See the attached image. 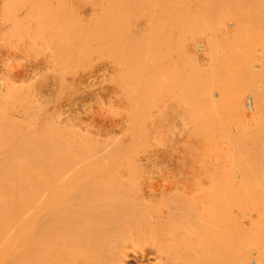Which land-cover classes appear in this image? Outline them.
I'll return each mask as SVG.
<instances>
[{
  "label": "bare ground",
  "instance_id": "6f19581e",
  "mask_svg": "<svg viewBox=\"0 0 264 264\" xmlns=\"http://www.w3.org/2000/svg\"><path fill=\"white\" fill-rule=\"evenodd\" d=\"M62 1L61 3H63ZM103 1H105L104 3L106 4L108 3L105 10L106 16H103L104 19H106L107 25L100 16L104 15V4L102 12L99 10L100 15H97L99 19L97 16L96 18L95 16H92L94 17L93 22L97 23L99 26L98 32L94 26L91 28V30L95 29L93 30L94 32L89 31L91 26L88 24L90 21L88 19V22L84 21L88 24L87 27L89 30L85 31L84 34L89 35L90 40L92 39V41H97L99 38L101 39L102 35H100L101 31L99 30H102L100 28H102L101 24L104 22V25H106L107 28L103 29L106 30L107 33L104 32V30L103 32L104 34L106 33L107 37L104 36L103 40H106L105 38H108L109 40L104 41L105 44L100 43L102 40L99 42V44L104 45V50L102 49L103 46L99 47L101 52H106L105 46H108V53L106 55H109L110 57H104L105 54L102 56L101 52V56H99L107 58V60L110 59L109 62H107L108 75L112 74L109 76L114 77L115 74L113 75V70H122L124 64L125 68L127 66V68L134 66L135 69L136 66H139L137 69H142V74L139 73L140 71L138 70L137 72L136 69V74L133 73L135 75L131 72L133 82L130 78L132 84L129 85H133L132 87L126 85L123 80V83H125L123 85L127 86V88L129 87L130 90L131 88L132 90H135L133 88L139 84V82L144 85V87L140 84L137 87L142 86L143 89L147 84L146 79L154 78V81L152 79L150 82L149 79H147V81L151 84L153 82L154 87L158 86V88L153 87V90H156L157 88V94H160L162 88L159 90L160 84L155 82V78H157V76L161 77L158 78L162 80L161 82L166 78L164 83H166L165 88L169 87V89H166L169 90L166 91L169 95L168 102H165L168 103V110L166 111H168L170 120V135L172 134L176 139L179 138L181 142V150L179 149V151L181 154H179L180 152L177 150L180 147L176 146L178 145V139L174 141V138L170 136V138L172 137V140L170 141L173 142L171 143L173 147L170 145L172 154L169 153L171 155V160H168V162L170 161L171 164L168 163L166 165L167 167L164 169H160V167H157L158 169L141 167L140 165H137V162V166H134L135 164H130L133 159L130 160L131 162L129 164L121 165L122 163L120 162V165H116L118 164V161L117 163L110 162L112 165L110 163L106 165V159H110L111 157L109 158L107 156V158H105L107 150L104 152V147V151L100 148L102 150L100 151L102 156H99L102 161L99 156V158L96 157V154H98L96 153L97 151H95V149V152L93 151L95 145L91 152V154L95 155H90L91 158L89 159H92L93 157L92 161H90L86 160L88 157H85L86 150H84L90 145V140L87 147L85 146L87 144L84 145V148L81 146V152L79 150L80 145L84 144L81 139L77 138L79 139V143H76V141L74 142L75 139H72L73 141L70 140L71 142L66 141L67 139H70L72 133L71 129L68 130L71 132H68L70 133L69 138L66 137V140H64V137L62 136L64 140L62 144L64 147L62 146L59 149L64 148V151L60 153L58 147H55V144L57 143V129L55 126L59 128L58 130L61 133L62 130L67 131V128H65L61 122V125L58 123L59 120L56 121L59 118L58 116H60L58 113L60 114L61 111L57 112L56 118H58L55 120L57 123L54 121L56 124L55 126L52 124L53 122L48 120L49 115L47 113L40 115L42 114L41 111L39 114L40 117L38 118L31 113L32 116H35V118L38 119V122L35 118L34 121L31 119L34 123H31L30 119V122L25 121L27 118L24 119L25 117L23 118V115H20L24 114L27 117V114H25L27 109L22 106H17H20L17 102L18 100H20V103L23 102L24 104L27 102H25V99H23L24 101L19 99L21 98L19 96H22L20 92L23 87L9 83V85L7 84L6 86L7 92L5 91V95H2L3 89L0 84V103L3 101L7 104V106L3 102L0 104V264H264V0ZM113 1H116V6ZM18 2L15 7H19L18 10H21V8H24L23 4L26 3L27 5L30 0H24L23 4L19 3L21 8L20 5H18ZM20 2L22 1L20 0ZM61 3L56 8H59L60 11L64 7L61 6ZM89 4L91 3L89 2ZM7 5L10 4H5V6ZM14 5H16L15 2ZM29 5H33L31 6L32 8L20 11L22 15L17 11H14V9L11 13V9L9 10V8H11L12 5L8 7V9L4 4L1 5L4 10H2L3 14L0 12V21L2 24L8 18L6 21L7 23L5 22L7 25L6 27L5 25L3 27V25L0 24L4 29L3 30L2 27H0V29L3 30L1 33H5L4 35L2 33V35L7 36L9 33L12 35L11 31L14 34V30L17 29V27L15 28L14 26L22 25V31H28L31 26L30 30L34 31L33 33L30 31L33 34H31V38H29V40L31 39L32 41H30V43H32L30 46L34 44V38H39V42H45L46 39L50 42V39L53 40L56 38L57 41L59 38H62L59 36V32H57L56 29V32L54 29L51 31V27L49 32H55L53 34H55L56 38L53 35L50 36L49 39V36H47L48 34H46L49 27L48 25L43 33V26L41 25L43 21L45 22L44 16L47 18L46 21L50 22H47V24L53 25V21L51 23V20L49 19L52 15V9H50L48 5L47 7L44 5V7H42V4H36L35 6L32 2ZM39 6L41 7L39 8ZM101 6H99V8H101ZM43 8H47V10L49 8L50 10L47 11ZM66 8L62 11L63 13L67 12ZM35 10H37V12H35ZM7 12L8 16L5 15ZM15 12H17V14ZM56 12L59 11L56 10L55 13ZM62 12L59 13L63 15ZM81 12H84L83 8ZM49 13L51 15H49ZM91 13L93 12H90V14ZM99 13L97 11V14ZM66 14L68 15V13ZM71 14L72 12L70 11V15ZM94 14L96 13H93L92 15ZM62 15L60 16L64 17ZM35 16L38 17L36 18ZM1 17L4 18V21ZM56 17L58 18L59 16H55V19L60 21V19H57ZM69 17L70 16H68V19ZM74 18L76 17L74 16ZM9 19L11 20L9 22L10 24L8 23ZM22 19L25 21L26 29L23 24H21L23 22ZM30 19L33 20V22H31ZM59 21L57 23H59ZM99 21H101L100 24ZM186 21L192 22L191 24H194V28L197 27L195 26L197 23L199 30L197 36L188 37L190 42L186 43L187 46L185 47V50L181 51L182 48H177L181 47L184 42L181 43V41H177V43L173 40L178 37L179 40H187V37L184 36L186 34V29L182 30L185 31L183 33L177 32L181 31L179 28L177 29L179 23L180 25H183L184 23V26H189ZM36 22H38V24ZM60 23L63 26L62 20ZM95 23H93V25H95ZM157 23L158 25H156ZM191 24L189 27H192V29L190 28L191 30H188V34L190 31L191 34L188 36H191L194 32L193 25L191 26ZM36 25L39 26L37 27ZM112 25L114 26L112 27ZM33 26H35V28ZM64 26L66 25L64 24ZM108 26L112 28L109 29ZM152 26L154 29L157 27L156 31L153 32V29H150L153 28ZM169 26H173L171 29L175 32L171 31V35L169 33L172 40L167 34L171 30L168 29L170 28ZM80 27H82V29L83 27L84 29L86 28L85 25ZM158 27L162 28L158 29ZM112 31L113 33L110 35V32ZM7 32L9 33L7 34ZM164 32H166L168 37ZM196 32L197 31L195 30V33ZM22 33H27L24 34V36L29 35L28 32ZM114 33H117L116 35L119 38H116ZM43 34H45L47 38L42 39L44 37ZM74 34H77V32L73 34L71 33L72 38L75 39L77 35L75 36ZM95 34H98L100 37L95 39ZM113 34L116 39L109 38V35L113 36ZM161 34H164V37ZM172 34H176L178 37L173 39ZM90 35L94 36L92 37ZM158 35L161 37L159 38ZM156 36L157 38H155ZM168 38L171 40L170 42L173 41L176 43L172 42L170 44ZM17 39L20 41L19 36ZM85 39L83 40L84 43L89 41V38L86 41ZM113 39L116 40V42L118 40L120 46L118 44L116 45ZM139 40H141L142 43L144 42L143 44L145 45L143 46L142 43L141 45L143 48L145 47V52V49L142 47L138 48L140 45ZM36 41H38V39L35 40L33 47H36L37 51L39 47L40 50H42L43 45L39 43V45H37ZM56 41H54V43H56L57 46L58 42ZM160 41L162 43H160ZM49 42H45L47 45L45 43L44 45L51 49V53L49 52V55L51 54V59L49 56V59L52 62L51 65L54 63V59H56V61L58 60V57H60V60L58 61L62 63L63 57L61 58V56L65 54V48L68 47V45L65 43L67 46L65 47L64 45V47H60L61 50L56 47L60 53H62L61 51H64L63 48L65 51L63 52V55L61 54L60 56L59 53L57 58H52L54 55L52 52L53 47L51 45L52 43ZM83 42L81 41V43ZM108 42L111 44L109 43L108 45ZM72 43L74 44V42ZM84 43L83 45L79 43V45L81 46V49L84 46L83 50L86 51V43ZM112 43L119 48L121 47V49H118V47L112 48L114 45H112ZM152 43H154V48L151 46ZM179 43L182 45H178ZM169 44L173 48L175 47L177 51L170 50L172 48L171 46H169L170 48L168 47ZM49 45H51V47ZM147 45L149 47H147ZM123 46L126 49L128 46L129 49L126 50L127 53H124L125 49L122 50ZM161 46L163 49H161ZM95 47L93 46V48L96 49V52L93 50V53H97V56L99 54V52H97L99 47L97 44ZM156 47H159L160 49L158 50ZM149 48H152V52L155 53V56L153 53H149V50H151ZM112 49L120 50L119 53L122 56L121 58L119 55L120 59L124 58L126 60H120L119 56H117L118 51L116 50V53ZM131 49L132 51H130ZM138 49L139 51L140 49L143 50V53L140 51L142 54L141 58H139L140 55L137 54ZM166 49L168 50V52H166L167 55L164 53L167 51ZM134 50L137 51L134 52ZM111 51L115 52V55L119 60L117 58L114 59V52L112 54ZM159 51H162L164 54H160L161 56H159ZM170 52H172V54ZM149 54L154 56L153 58L156 60L159 59L157 62H159V64H165L166 68H163L164 66L162 67V65L159 66L157 62L153 63V60L151 59L152 56H148ZM146 55L151 59L150 61L147 59ZM47 56L48 55H46V57ZM56 56L54 55L53 57ZM145 57L147 60H145ZM160 57L164 59H162L163 61H166L169 58V62L167 60L168 65L166 62L163 63ZM128 58H131L130 61L138 59L137 61L139 63L135 61L138 63L136 65L134 61L130 62ZM68 59L66 62H68ZM139 59L142 60L140 61ZM115 60L118 61L116 62ZM147 61L149 63H147ZM151 62L154 64L155 71L149 69V67L152 68V66H150ZM63 63L64 64L61 65L65 66V61ZM96 63L98 62L96 61ZM141 64L144 66V70ZM147 64H149V66ZM155 64L157 66H155ZM52 66L55 68L54 65ZM118 66L119 68H117ZM145 66H148L150 72ZM156 67L158 69L160 67V69L157 70ZM4 69H6V66ZM28 69H30L29 66ZM63 69H61V71L65 73L66 70L64 69V71ZM164 69H167L165 70V73L163 72L164 74L167 73L165 78H163L164 75H162ZM7 71H9V69H7ZM10 71L12 73V70ZM69 71H71V69ZM132 71H134L133 68ZM63 72L61 74H64ZM151 72H157L158 74L153 73L154 76L156 75V77H154ZM18 73H16V77ZM144 73L145 76L143 77ZM22 75L24 76V74ZM22 75L18 74L19 77ZM9 76H11V74ZM27 76H29V73ZM134 76L138 78L134 79ZM62 77L63 76L60 78ZM17 78H13L14 81H18ZM23 78L26 80L25 77H21L20 79L23 80ZM127 78H129V76H127ZM139 78L143 81H138ZM124 79H126V77ZM62 80L64 79L62 78ZM112 80L116 81L118 79ZM121 81L120 78L119 83L115 87L117 91L119 88L121 90L125 89L123 88V85V87L120 86L122 84ZM134 81H137V83ZM157 82L159 81L157 80ZM23 83L21 85L25 86ZM107 83H109V81ZM133 83L136 85L134 86ZM18 85H20V83ZM118 85L120 87H118ZM149 86L151 87V85ZM149 86H147V88ZM137 87L135 88L137 89ZM129 88L126 92H128ZM143 90L146 91L145 93L147 95L142 93L139 88V92H141L145 98H142L143 96L141 97V93H137H139V96L141 97L140 99L143 101L142 105L146 107L147 111V106L144 102L147 100L146 102L148 104V99L151 101L153 100V102H149V105L151 104L152 106L150 107L152 108L154 102H156L154 101L152 94L155 92L150 93L152 96H149L148 94L151 92V88L149 90ZM24 91L25 89H23L22 93ZM36 92L40 96L43 95L41 89ZM13 94L21 95H19V98L17 99V95ZM131 94L129 93V96H127V107L129 108V111L127 112L128 114L125 113L127 116H130H128V119L131 117L133 118V116L136 115L139 116L137 118L141 120L142 116L143 118L144 115L147 116L150 111L149 109L151 108H148L149 111L147 114L144 113V115H141L139 112L143 113L145 107L143 106V109L138 107L139 99H136L139 98L137 97L138 95H135V98H133V92ZM13 96L17 101H15V98H12ZM30 96H32L30 99L35 98L33 97V92ZM131 96H133L132 98L135 99L134 102L137 104L130 101V99H132L130 98ZM11 98L15 102L12 101ZM109 98L111 102L113 96ZM9 100L12 101L11 104ZM6 101L9 103H6ZM31 101H29L30 103L27 102L30 104L29 109L34 108L32 107V104L36 105L37 102L35 100V103H31ZM13 103L14 105H12ZM132 103L134 104L132 105ZM2 104L6 107L4 106L3 108ZM112 104H109L110 107H105L111 108L113 107ZM8 105L9 108L11 107L10 112L9 110L7 112V109H5L8 108ZM134 105L137 108L134 107ZM118 106L115 108L117 109ZM37 107L40 109L39 107L42 106L39 105ZM37 107H35V109ZM102 107H104V105H102ZM35 109H32L33 113L37 112V109L36 111ZM136 109H138V111ZM110 110H112V108ZM153 111L152 113L151 111L149 112L150 115L153 114ZM6 116H8L7 118L10 119V121ZM19 116L22 118H19ZM137 118L135 120H137ZM19 119L22 120L19 121ZM17 120L21 123H24L25 121V126L29 125V123L32 124L28 127L23 126V128L27 129V133H23L24 130H19V126L21 127L22 124L20 123L18 125ZM8 121L10 124L8 123L7 127H4L3 125ZM126 122L128 123V121ZM142 123L139 124L142 125ZM137 126L139 128V125ZM178 126H180V128ZM3 127L7 131L6 134ZM29 127L30 131L28 130ZM73 128L75 129V127ZM143 128L142 129L145 130L144 126ZM133 129L134 128H132V130ZM16 130L17 134H15ZM19 131L21 132V135ZM79 132V135L85 133L81 131ZM126 132L128 131L126 130ZM144 132H146V130ZM87 133L88 132H86V135H88ZM130 133L132 134V132ZM111 134L113 135V133ZM66 135L67 134H65V136ZM178 135L180 137H177ZM75 136L76 135L73 136L72 134V138ZM134 136L132 138H134ZM132 140L133 139L129 142L131 143ZM59 141L58 143H61ZM138 141L140 140L138 139ZM111 142H114V140ZM115 142L116 145L122 143V141L119 140V143H117V139ZM106 143L107 142H105V145ZM62 144H60V146ZM75 144H80L79 146L77 145L79 149H77ZM134 144L137 148L135 141ZM66 145L70 146L67 147ZM132 145L133 144H131V146ZM107 146L108 145H106V147ZM112 146L113 144L111 143L110 149H118L116 148L117 146ZM118 146L120 147V144ZM66 147L67 150L65 149ZM70 147H74V151L71 150L72 148L70 149ZM136 148L131 149L135 150ZM75 149L79 150L81 154ZM89 149L90 150L87 149V153L91 151V148ZM106 149L111 152L108 147ZM115 150L112 149L113 154H115ZM126 150L128 151L127 148ZM75 151L78 155L82 156L77 158L78 155ZM82 151H85V154ZM135 151L137 152V150ZM102 152L105 154H102ZM131 154L133 155V153ZM136 154L137 153L134 155ZM104 155L105 157L103 158ZM107 155L112 156L111 153ZM176 155L180 156L177 157ZM94 157L96 158L94 159ZM118 157L121 159L122 156ZM129 157H131V155ZM125 158L128 160L127 156H125ZM124 159L121 161L125 162ZM178 160L181 161V163H178ZM103 161H105L106 164H104ZM156 173L158 178L154 182L151 176ZM154 179H156V177Z\"/></svg>",
  "mask_w": 264,
  "mask_h": 264
},
{
  "label": "rangeland",
  "instance_id": "374dc122",
  "mask_svg": "<svg viewBox=\"0 0 264 264\" xmlns=\"http://www.w3.org/2000/svg\"><path fill=\"white\" fill-rule=\"evenodd\" d=\"M2 0H0V12L3 14V8H2V6L1 5H3L4 4V6H5V4H10V5H7V6H5V7H7V9H8V7H10L11 5L14 7H12L11 6V8H9V10L11 11V13H12V10L14 9V11H17L18 13H20V11H22L23 9H29V8H32L31 6H33V5H29V4H31V2H32V4H35V6H36V4L37 5H41L42 4V7H44V6H46L47 7V5L49 6V8L50 9H52L51 11H52V15H53V13H54V15H53V19H52V15L49 13V15H51L50 17L51 18H49L50 20H51V23H52V21H53V25H51V24H47V22H49V21H46V16H44L45 17V22L43 21V23H42V25L41 26H43V33H44V29L46 30V27H47V25L50 27H48V31H46L47 33L46 34H48L47 36H49V39H50V36H53L54 35V37H55V34H53V33H55L56 31L57 32H59L58 34H59V36L60 37H62V38H59V40H57L56 41V39H53V40H51L50 39V42L52 43L51 45H52V47H53V50H52V52H53V54L56 56V57H53L52 56V58H57L59 55V50L58 49H60L61 50V48L60 47H64V45H65V47L68 45V47H66L65 49H66V51H65V49L63 48V50L65 51H61L62 53H60V56H61V54L63 55V52L65 53L63 56H61V58L63 57V61H62V63L60 62V61H58V60H60V57H58V60L56 61V59H54L53 60V64L52 65H54V67L55 68H53V66L51 65V54L49 55V52L51 51V49L50 48H48V46H46L47 44L45 43V42H49L48 41V39H46V41L45 42H39L40 41V39L39 38H34V44H35V40H37L38 39V41H36V44L37 45H39V44H41V45H43V49L42 50H40V47H39V49H38V51H37V48L36 47H33V45L32 46H30L32 43H30V41H31V39L29 40V38H31V34L34 32V31H31L30 30V28L32 27H28L29 28V30L28 31H25L24 29V31H22V29H21V26L22 25H20V21H19V25L20 26H14L15 28L17 27V29H15L14 30V28H13V30L15 31V33L13 34V32L11 31V33H12V35H10V33L9 32H7V34L9 33V35H5L6 36V38H5V36H3L5 33H3V35H2V33H1V31H3L4 29H3V27H4V25H5V27L7 26L6 25V21L8 20V18H7V20L5 21V22H3V24H2V22L0 23L1 25H3V27L0 25V27H2V29H0V62H3V63H0V81H1V79H2V81L0 82V84H1V88L3 89L2 90V95H5V93L7 92V84L9 85V83H12L13 85H15V86H21V87H23V89H25V91L22 93V91H23V89H22V91L20 92L21 94H22V96L24 97H22V96H19V95H21V94H19V95H17V94H13V95H17V99L19 98V97H21V98H19V99H25V102L27 101L28 103H30L29 101H31V103H35L36 101V105H34V104H32V107H34V108H32L33 110L35 109V107H37V106H39V105H41L42 107H39L40 109H38V107L36 108L37 109V112H32V109H29V105L30 104H28L27 102L24 104L23 102L22 103H20L19 101L20 100H16V98L13 96L12 98H15V101H17L19 104H20V106L19 105H17L18 107H24L25 109H27L26 111L27 112H25V114H27V117L24 115V114H21L20 116H22L24 119H26L27 118V120H25V121H28V122H30L31 121V119H33V121H34V118H35V116H36V118H38V117H40V115H43V114H48L49 116H48V120L50 121V122H53L52 124L55 126L56 124L54 123V121L56 120V121H58V123L60 124V122L63 124V126L65 127V128H67L66 130L67 131H63L62 130V133L61 132H59V128L58 127H56L55 126V128L57 129V143H58V141L59 142H61V143H58L59 144V146H58V144L56 143L55 144V147L57 148L58 147V149L59 148H61L62 146H63V142H64V140H66V137H68L69 138V135H70V133H71V136H70V139L68 140H66V141H70V140H72V139H75L74 140V142L76 141V143H79L78 142V140L79 139H81V141L84 143L83 145H80V144H75L76 146L78 145H80V149L78 148V146H77V149H79L80 150V152H81V146H83L82 148H84V145L85 144H87V145H85L86 147L88 146V148H86V149H84V150H86V154H87V156H86V154L84 153L85 151H82L84 154H85V157L87 158L88 157V159H86V160H90V161H92V159H93V157H92V159H89V158H91V156L90 155H92V156H94L95 154H91V152H92V148H93V146H94V148H93V151H94V149H95V151H97L96 153H98V154H96V157H98L99 155L100 156H102L101 154H100V151H104V149H105V151L104 152H106V150H107V154H110L111 153V155L113 154V151H112V149H114L115 150V148H111L110 149V146H111V143L113 144V146H117L116 148H118V149H116L115 150V154H113L112 156H110V155H107V154H105L104 152H102V154H105L106 155V157H105V155L103 156V158L105 157V158H107V156L111 159H106V163H105V161H103V163L104 164H106V165H108L110 162H112V163H117L118 161V164H116V165H120V162L122 163L121 165H124V164H129L131 161V159H133L132 160V163H130V164H135L134 166H137V165H140L141 167H152V168H156V169H158L157 167H160V169H164V168H166L167 166V164L169 163V164H171L170 163V161L168 162V160H171L170 158H171V155L169 154V153H171L172 154V151H171V147H170V145L172 146V144L171 143H173V142H171L170 140H172L171 138L173 137L174 138V136H172V134L170 135V133H171V131H170V120H169V115H168V111H166V110H168V95H169V93L167 94V92L166 91H169V90H166L167 88L169 89V87H167V88H165L166 87V83H164V81H165V77L167 76L166 74H164L165 73V70H167V69H164L163 71H162V75H164L163 76V78H165L164 79V81L163 82H161L162 80H160V79H158V78H161V77H158L157 76V78H155V82L156 83H158V84H160V87H159V90H160V88H162L161 90H160V92H159V90H158V92L161 94H157V88H158V86H155V87H157L156 88V90H153V82H152V84L151 83H149L150 81H151V77H153L154 76V74H156V73H152L153 74V76L152 75H150L151 77V79H149V78H147V79H149V82L147 81V79H146V86H145V88H143V89H150L151 88V92H149V96L151 95L152 96V94H153V97H154V101H156V102H154V104L157 106H155L154 104H153V107L151 108L150 106H152L151 104L149 105V102L151 101V100H149L148 98H149V96H148V98H146V99H148V104H147V100H145V102H144V104L147 106V111H146V107L144 106V105H142L143 104V101L140 99L142 96V98H145L144 97V95H142V93H144V94H146L145 92L146 91H144L143 89H142V86L144 87V85H142V84H140V82H139V84L140 85H142V86H140V87H137V86H139V84H134V86L135 87H137V89L134 87L133 89H135V90H132V88H131V90H130V88L129 87H132V86H130L131 84H132V82H133V80H132V78H133V76H132V74L133 73H135L136 74V72H135V69H136V71L138 70V71H140L139 73H141L142 74V72H141V70L140 69H137V68H139V66H136V68L134 69V66H132V67H129V68H127V70H126V68H125V64L122 66V64H121V66H122V70H113V75H114V77H110L109 75H112V74H109L108 75V73H107V62H109V60H107V58H104V57H108L109 55H106L107 53H108V51H107V47L108 46H105L106 48V52H104V51H100L101 49H100V47L101 46H103L102 47V49L104 50V45H102V44H105V42L104 41H107V40H109L108 38H105L106 40H103V38H104V36L105 37H107L106 36V30H104L103 28H107L106 27V19H104V17L106 16V5L108 4H106V3H104L105 1H103V0H101V5H100V0H64V1H62V0H30V2L29 3H27V5H26V3L25 4H23V2H24V0H21L22 2H20V0H18V1H16V0H5L6 1V3H5V1L3 0L2 2H1ZM8 1H9V3H8ZM15 2V4L16 5H14V2ZM25 1H27V0H25ZM34 1V2H33ZM56 1V2H55ZM61 1L63 2V3H61ZM10 2H12V3H10ZM17 2H18V5H20V4H23V6H24V8H21V5H20V8H21V10H18L19 9V7H15V6H17ZM50 2H51V4H50ZM65 2V3H64ZM89 2L91 3V4H89ZM94 4H96V5H94ZM99 2V3H98ZM114 3L116 2V1H113ZM20 3V4H19ZM40 3V4H39ZM46 4V5H44V4ZM60 3H61V6H64L63 8H62V10L60 11V9L58 10V9H56L57 8V6H59L60 5ZM65 4V5H64ZM104 4H105V7H104ZM26 5V6H25ZM44 5V6H43ZM54 5V6H53ZM70 5V6H69ZM94 5V6H93ZM3 6V7H4ZM28 6V7H27ZM51 6V7H50ZM67 8H66V7ZM87 6H89V7H87ZM99 6H101V8H99ZM115 6H116V3H115ZM4 7V8H5ZM41 6H39V8H40ZM71 7V8H70ZM78 7V8H77ZM81 7V8H80ZM86 7V8H85ZM91 7V8H90ZM93 7V8H92ZM102 7H104V10H103V12H104V15H100V11L102 12ZM38 8V9H39ZM48 8V10H47V8L45 9V8H43L44 10H47V11H49L50 9ZM65 8H66V11L67 12H65V13H63L62 11L63 10H65ZM82 8H83V11L84 12H81V10H82ZM88 8V9H87ZM91 10H90V9ZM6 9V8H5ZM3 10V11H2ZM59 11V12H62L63 13V15L61 14V13H59V12H56L55 13V11ZM94 10H95V12H94ZM100 10V11H99ZM50 11V12H51ZM54 11V12H53ZM70 11L72 12V14L70 15ZM77 11V12H76ZM97 11H98V13L99 14H97ZM6 12V11H5ZM17 12H15L16 14H17ZM35 12H37V10H35ZM46 12V11H45ZM74 12V13H73ZM90 12H93V13H96V14H94V15H92L93 13H91L90 14ZM47 13V12H46ZM58 13V14H57ZM66 13H68V15L66 14ZM1 14V15H2ZM8 14V12L5 14L6 16H8L7 15ZM21 14V13H20ZM37 14V13H36ZM57 14V15H56ZM66 14V15H65ZM102 14V13H101ZM9 15H11V14H9ZM22 15V14H21ZM33 15H34V13H33ZM32 15V16H33ZM60 15H62V16H64V17H61ZM76 17V18H74V16ZM90 15V16H89ZM97 15H100L102 18H103V20L105 21V24L106 25H104V22H102V28H100V29H102V30H99V31H101L100 33V35H102L101 36V39L99 38L100 36H98V34H95L96 36H94V38L95 39H98L97 41H96V43H95V41H92V39L90 40V37H89V35H85L84 34V32L85 31H87V30H89V28L87 27V25L89 24L91 27H90V30L89 31H93V30H95V29H97V32H98V29H99V26L97 25V23H95V22H93V19H94V17H92V16H95V18H96V16ZM14 16V15H13ZM12 16V17H13ZM17 16V15H16ZM31 16V17H32ZM55 16H59L58 18L60 19V21L62 20L63 21V26H64V24L66 25V26H64V28H63V26H62V22L60 23V21H59V23H57L58 21L55 19ZM65 16H66V18H65ZM68 16H70L69 17V19H68ZM81 16H84V17H81ZM104 16V17H103ZM3 17V16H2ZM1 17V18H2ZM36 18L38 17V16H35ZM42 17V16H41ZM40 17V18H41ZM92 18V20H91V18ZM98 17V16H97ZM6 18V17H5ZM20 18V17H19ZM18 18V19H19ZM33 18H34V16H33ZM57 18V17H56ZM57 18V19H58ZM78 18V19H77ZM81 20H80V19ZM83 18V19H82ZM4 18H2V20H3ZM16 19V18H15ZM90 21H89V20ZM98 19H99V17H98ZM97 19V20H98ZM24 19H22V21H23ZM31 20V19H30ZM36 20V19H35ZM41 20H43V19H41ZM82 20H83V22H82ZM88 22V24L85 22ZM101 20V19H100ZM103 20H101V21H103ZM4 21V20H3ZM11 20L9 19V21H8V23L10 22ZM28 21V20H27ZM37 21V20H36ZM74 21V22H73ZM76 21H77V23H76ZM95 21H96V19H95ZM101 21H99V24H100V22ZM24 22V23H23ZM21 24H23V26L25 27V21H23ZM31 22H33V20H31ZM39 22V21H38ZM38 22H36L37 24H38ZM79 22H81V23H79ZM98 22V21H97ZM50 23V22H49ZM74 23H76L77 24V26H76V24H74ZM85 23V24H84ZM93 23H95V25H93ZM181 23H183V22H181ZM186 23H188L189 24V26H190V24L192 23V22H187L186 21ZM186 23H185V25H186ZM194 23V22H193ZM10 24V23H9ZM8 24V25H9ZM33 24V23H32ZM83 24V25H82ZM197 24V23H196ZM195 24V26H197V27H195L194 28V24H191V26L193 25V30H194V32L192 33V35L191 36H188V35H190L191 34V31L189 32V34H188V30H191L192 29V27H187V25L186 26H184V23H183V25H180V23L178 24V27H177V29L179 28V30H181V31H177V32H185V31H182V30H184V29H186V34L184 35V34H182V35H184L185 37H187V40H179V37H178V35H176V34H172V38L174 39V38H176V37H178V38H176L175 40H173V41H181V43L182 42H184L183 43V45L181 44V43H179L178 45H180L181 47H179V48H177V49H180V48H182L181 49V51H184L185 50V47L187 46L186 45V43H189L190 41H189V38L190 37H195V35L197 36V33H198V30H199V26H198V24L196 25ZM27 25V24H26ZM51 25V26H50ZM74 25V26H73ZM86 26V28L84 29V27H83V29H82V27H80V26ZM98 27H97V26ZM156 25H158V23L156 24ZM155 25V26H156ZM37 26V25H36ZM39 26V25H38ZM37 26V27H38ZM41 26H40V28H41ZM93 26L95 27V29H93V30H91V28H93ZM110 26V25H109ZM108 26V27H109ZM114 25H112V27H113ZM184 26V27H183ZM10 27V26H9ZM19 27H20V29H19ZM34 28H35V26H33ZM51 27H52V30L51 31H53V29H54V31H55V29H56V31L55 32H52V33H50L49 31V29H51ZM112 27H109V29L110 28H112ZM153 27V26H152ZM164 27V26H163ZM170 27V26H169ZM173 26H171L170 28H168L169 30L172 28ZM77 28H78V30H77ZM79 28H80V30H79ZM159 28H162V27H158V29ZM181 28V29H180ZM188 28V29H187ZM191 28V29H190ZM197 28V29H196ZM7 29H8V27H7ZM10 29V28H9ZM25 29H26V27H25ZM150 29H153L152 31L154 32V31H156V29H157V27H156V29H154V27L153 28H150ZM149 29V30H150ZM176 29V30H177ZM18 30V31H17ZM34 30V29H33ZM103 30H104V32H106L105 34H104V32H103ZM168 30V31H169ZM195 30L197 31L196 33H195ZM8 31V30H7ZM32 33H31V32ZM74 31V32H73ZM79 31V32H78ZM82 31V32H81ZM167 31V32H168ZM174 32L172 29L170 30V32H168L167 34L169 35V33H170V35H171V33L172 32ZM16 32H17V34H16ZM20 33V35H21V37H20V35H19V33ZM22 32H28L29 33V35H25L24 36V34H27V33H22ZM77 32V34H74L75 36L77 35V37H75V39L74 38H72V35H71V33L73 34V33H76ZM94 32V31H93ZM96 32V33H97ZM109 32V31H108ZM152 32V33H153ZM42 33V32H41ZM52 34V35H50V34ZM83 33V34H82ZM111 33H113V31L112 32H110V35H111ZM156 33H158V32H156ZM155 33V34H156ZM175 33V32H174ZM15 34H16V36H15ZM57 34V33H56ZM84 35V36H82V35ZM86 34H88V33H86ZM91 34H93V33H91ZM104 34V35H103ZM109 34V33H108ZM115 34V33H114ZM114 34H113V36H110L109 35V38L110 39H112V38H115V36H114ZM117 34V33H116ZM115 34V35H116ZM154 34V33H153ZM164 34H166V32H164ZM164 34H161V35H163V37H164ZM167 34H166V36H167ZM14 35V36H13ZM19 36V38H20V41H19V39H17L18 38V36ZM33 35V34H32ZM40 35H42V34H40ZM66 35V36H65ZM71 35V36H70ZM157 35V34H156ZM170 35H169V37H170ZM13 36V37H12ZM29 36V37H28ZM43 38L42 39H45V38H47V36L45 35V34H43ZM65 36V37H64ZM90 36H92V35H90ZM92 36V37H93ZM165 36V37H166ZM9 37H10V39H9ZM17 39H15V38ZM33 37V36H32ZM53 37V38H54ZM58 37V36H57ZM79 37V38H78ZM81 37V38H80ZM86 39H85V38ZM122 37V36H121ZM158 37H159V35H158ZM161 37V36H160ZM159 37V38H160ZM162 37V38H163ZM168 37V36H167ZM189 37V38H188ZM22 38V39H21ZM23 38H25V39H23ZM52 38V37H51ZM89 38V41H86L87 39ZM116 38H119V37H117V35H116ZM115 38V39H116ZM155 38H157V36L155 37ZM155 38H152V39H155ZM181 38V37H180ZM3 39V40H2ZM8 40V41H6V40ZM33 39V38H32ZM85 39V43L87 44H85L84 42H83V40ZM120 39H122V38H120ZM166 39V38H165ZM165 39H163V40H165ZM169 39V38H168ZM170 39H171V37H170ZM168 40L169 42L172 40ZM181 39H183V38H181ZM67 40V41H66ZM94 40V39H93ZM102 40V41H101ZM114 40V39H113ZM142 40V39H141ZM141 40H139L140 41V45L138 46V48L139 47H142L143 48V46L145 45V44H143L142 43V41ZM54 41H56V42H58L59 43V46H58V43H57V46H56V43H54ZM70 41V42H69ZM81 41L85 44V47L87 48H85L86 49V51L85 50H83L84 49V46L82 47V49H81V46L79 45V43L80 44H82L83 45V43H81ZM101 41V42H100ZM122 41V40H121ZM144 41V40H143ZM158 41V40H157ZM166 41H167V39H166ZM172 41V42H173ZM9 42V43H8ZM17 42H19V43H17ZM32 42V41H31ZM49 42V43H50ZM72 42H74V44L72 43ZM87 42H89V43H87ZM99 42L100 43H102V44H99ZM111 42H113V41H111ZM118 40H117V42H116V40H114V43L117 45L118 44ZM132 42H133V39H132ZM153 42V41H152ZM159 42V41H158ZM158 42H157V44H158ZM172 42H170V44L172 43ZM176 42H173V43H176ZM177 42V43H178ZM4 43V44H3ZM8 43V44H7ZM11 43V44H10ZM39 43V44H38ZM44 43L46 44V45H44ZM54 43V44H53ZM67 45H66V44ZM109 43L110 42H108V45H109ZM114 43H112V45L114 44ZM130 43V42H129ZM141 43L143 44V46L141 45ZM154 43H156V42H154ZM154 43H152V48H154L153 46H154ZM160 43H162L161 41H160ZM166 43V42H165ZM164 43V44H165ZM14 44V45H13ZM22 44V45H21ZM97 44V46L99 47V50L97 51V52H99V54L96 56V54L97 53H93V50L96 52V47H95V45ZM111 44V43H110ZM113 45V47L112 48H116V47H118V46H116V45ZM135 44V43H134ZM168 44V43H167ZM168 45V47L169 46H171V45ZM12 45V46H11ZM29 45V46H28ZM37 45H35V46H37ZM40 45V46H41ZM51 45H49L50 47H51ZM61 45V46H60ZM80 46V48H79V46ZM107 45V44H106ZM119 46H120V44H118ZM129 45V44H128ZM149 45V44H148ZM147 45V47H149ZM173 45V44H172ZM177 45V44H176ZM197 45V44H196ZM11 46V47H10ZM78 46V47H77ZM90 46H92V47H90ZM93 46L95 47V48H93ZM130 46V45H129ZM155 46H156V44H155ZM13 47V48H12ZM30 47V48H29ZM58 49H57V48ZM77 47V48H76ZM131 47V46H130ZM134 47V46H133ZM132 47V48H133ZM162 47V46H161ZM166 47V46H165ZM57 49V51H56V49ZM71 48V49H70ZM74 48V49H73ZM136 48V47H135ZM152 48H149V49H151V50H149V53L151 52V53H153L152 52ZM158 50L160 49L159 47H156ZM170 48V47H169ZM171 48L172 49H170V50H174L175 52L177 51V49H175V47L173 48L172 46H171ZM11 49V50H10ZM17 49V50H16ZM47 49H49V50H47ZM73 49V50H72ZM118 49H121V47L119 48L118 47ZM125 49V52L124 53H127L126 52V50L127 49H129L128 48V46H127V49L126 48H124V46L122 47V50H124ZM143 49H145V47L143 48ZM161 49H163V47L161 48ZM165 49V48H164ZM9 50V51H8ZM33 50V51H32ZM43 50H44V52H43ZM45 50H46V52H45ZM109 50H111V49H109ZM112 50H114L116 53H117V51L115 50V49H112ZM148 50V49H147ZM157 50V51H158ZM167 50V49H166ZM42 51V52H41ZM48 51V52H47ZM113 51V52H114ZM120 51V50H119ZM119 51H118V54H117V56H119L120 55V53H119ZM129 51V50H128ZM130 51H132V49L130 50ZM135 51H137V50H134V52ZM140 51L143 53V50L142 49H140ZM139 51V49H138V55H140V57L139 56H137V57H139V58H141V56H142V54H141V52ZM146 51V49L144 50V52ZM156 51V50H155ZM34 52H35V54H34ZM37 52H38V54H37ZM58 52V53H57ZM100 52H101V54H102V56L104 55V57H100L101 55H100ZM104 52V53H103ZM112 52V51H111ZM111 52H109V53H111ZM113 52H112V54H113ZM115 52H114V59L115 58H117L116 57V55H115ZM166 52H168V50L167 51H165L164 53H165V55H167V53ZM178 52H179V50H178ZM177 52V53H178ZM40 53V54H39ZM42 53H44V54H42ZM51 53V52H50ZM72 55H71V54ZM93 53V54H92ZM123 53V54H124ZM159 53V56H161L162 54H164L162 51L160 52H158ZM171 54H172V52H170ZM174 53V52H173ZM180 53V52H179ZM133 54H135V53H133ZM148 54V53H147ZM161 54V55H160ZM36 55V56H35ZM46 55H48L47 57H46ZM70 57H69V56ZM100 55V56H99ZM132 55V54H131ZM151 54H149L148 56H150ZM153 55L155 56V53H153ZM158 55V54H157ZM164 55V56H165ZM169 55V54H168ZM11 56V57H10ZM49 56H50V59H49ZM84 56H85V58H84ZM99 56V57H98ZM121 56V55H120ZM120 56H119V59H120ZM130 56V55H129ZM133 56V55H132ZM135 56V55H134ZM143 56H144V54H143ZM148 56L146 55V57H147V59H149L148 58ZM152 56V55H151ZM154 56H152L151 57V59L153 60V63H156L157 61H159V59H155V58H153ZM159 56H158V58H159ZM164 56H162V57H164ZM170 56H172V55H170ZM170 56H168V57H170ZM5 57V58H4ZM37 57V58H36ZM95 57H96V59H95ZM110 57V56H109ZM146 57H145V60H147L146 59ZM157 57V56H156ZM165 57H167V56H165ZM41 58V59H40ZM68 59V62H66L67 61V59ZM98 58H101V59H98ZM121 58H122V56H121ZM126 58V57H125ZM132 58V57H131ZM131 58H128L129 59V61H130V59ZM161 58V57H160ZM66 59V60H65ZM76 59V60H75ZM118 59V58H117ZM118 59V60H119ZM124 59V58H123ZM123 59H120V60H123ZM127 59V60H128ZM143 59V58H142ZM141 59V60H142ZM151 59H149V61L151 60ZM155 59V60H154ZM163 58H161V61H163L162 60ZM9 60V61H8ZM117 60V61H118ZM124 60H126V59H124ZM138 59H136L135 61H137ZM140 60V59H139ZM140 60V61H141ZM168 60V62H169V58L167 59ZM167 60L166 61H163V63H167V65H168V62H167ZM45 61V62H44ZM48 61V62H47ZM65 61V63H66V65H68V64H70V65H68V66H64V65H61V64H64L63 62ZM79 61V62H78ZM82 61V62H81ZM94 61V62H93ZM96 61L98 62V63H96ZM116 61V60H115ZM116 61V62H117ZM133 61H134V59H133ZM132 60L130 61V62H133ZM134 61V62H135ZM160 61V62H161ZM8 62V63H7ZM44 62V63H43ZM59 64H58V63ZM121 62V61H120ZM119 62V63H120ZM123 62H125V61H123ZM126 62H128V61H126ZM138 62V61H137ZM22 63V64H21ZM24 63V64H23ZM48 63V64H47ZM119 63H118V65H119ZM129 63V62H128ZM136 63V62H135ZM139 63V62H138ZM138 63H136V65L138 64ZM147 63H149L148 61H147ZM127 64V63H126ZM131 64V63H130ZM143 64H144V62H143ZM151 65L150 66H152V68H150L149 67V69H153L154 71H155V69H154V64H152V62L150 63ZM157 64H159V62H157ZM3 65V66H2ZM60 65H61V67H60ZM134 65V64H133ZM145 65H146V63H145ZM148 66H149V64H147ZM162 65V67L163 68H166V65L164 64H159V66H161ZM5 66H6V69H4L5 68ZM9 68H8V67ZM28 66H29V68L30 69H28ZM66 67V68H64V67ZM131 66V65H130ZM141 66H143L142 64H141ZM148 66H145V68L147 67V69H148ZM155 66H157L156 64H155ZM73 67V68H72ZM81 67V68H80ZM11 68V69H10ZM27 68V69H26ZM52 68V69H51ZM59 68H61V69H63L64 71H65V73L63 72V71H61V69H59ZM117 68H119V66L117 67ZM116 68V69H117ZM132 68H133V70L134 71H132ZM157 68V67H156ZM7 69H9V71H7ZM58 69H59V71H58ZM71 69V71H69ZM115 69V68H114ZM146 69V70H147ZM148 69V70H149ZM159 69H160V67H159ZM158 68H157V70H159ZM6 70V71H5ZM10 70H12V73H11V71ZM16 70V71H15ZM131 70V71H130ZM143 70H144V66H143ZM152 70V71H153ZM18 71H19V73H18ZM54 71V72H53ZM118 71H120V72H118ZM137 71V72H138ZM161 71V70H160ZM6 72V73H5ZM8 72V73H7ZM18 73V74H20V75H22V74H24V76L22 75V76H18V74H17V77H16V73ZM52 72V73H51ZM64 73V74H61V73ZM122 72V73H121ZM123 72H125V73H123ZM131 72H132V74H131ZM144 72V71H143ZM149 72H150V70H149ZM28 73H29V76H27L28 75ZM119 73H120V75H119ZM4 74H6V75H4ZM8 74V75H7ZM11 74V76H9ZM14 74V75H13ZM27 74V75H26ZM61 74V75H60ZM124 74H126V75H124ZM135 74H133V75H135ZM158 74V73H157ZM159 74H160V72H159ZM2 75V76H1ZM5 77H4V76ZM104 75V76H103ZM117 75H119V76H117ZM137 75L139 76V74L137 73ZM161 75V74H160ZM159 75V76H160ZM161 75V76H162ZM166 75V76H165ZM8 76V77H7ZM14 76V77H13ZM61 76H63L62 78L64 79V80H62V78H60ZM126 77V79H124L125 77ZM127 76H129V78H127ZM145 76V73H144V75H143V77ZM146 76H149V75H146ZM12 77V78H11ZM21 77H25V79L26 80H24V78H23V80H21L20 78ZM28 77V78H27ZM154 77H156V75L154 76ZM15 78H17V80L18 81H14V79ZM88 78H90V79H88ZM110 78H112V79H118V80H116V81H114V80H112V79H110ZM120 78H121V85L120 86H122L123 84H125L126 83V85H128L129 87V90H128V92L131 94L132 92H133V94H134V97L133 96H131L130 98H135V95H138L137 97H139V98H136L138 101H139V105H138V107H140L141 109H143V106L145 107L144 108V112L142 113V112H139V113H141V115L143 114L144 115V113L145 114H147V112L150 110L151 111V113H152V111H153V114H151L150 115V111L148 112V114H147V116H145L144 115V118H143V116L141 117L142 119L140 120L139 118H137V117H139V116H133V118L134 117H136L137 118V120H135L136 118H129L128 119V116L126 115V113L129 111V108L127 107V96H129V93L128 92H126L127 91V86H125V85H123L122 87L123 88H125L124 90L122 89H120L119 88V90L117 91L116 90V85L119 83V81H120ZM130 78H131V80H132V82L130 81ZM137 79L138 77H136V76H134V79ZM94 79V80H93ZM141 79H142V77H141ZM140 78L138 79V81H140L141 80ZM144 79V78H143ZM30 80H32V81H30ZM91 80V81H90ZM112 80V81H111ZM123 80H124V82L125 83H123ZM153 81H154V78L152 79ZM157 80L159 81V82H157ZM22 81V82H21ZM23 81H24V83H23ZM30 82V83H28V82ZM60 81V82H59ZM109 81V83H107ZM141 81H143V80H141ZM17 82V83H16ZM63 82V83H62ZM92 82V83H91ZM115 84H114V83ZM134 82H136L137 83V81H134ZM20 83V85H18ZM23 83V85H25V86H22L21 84ZM67 83V84H66ZM112 83V84H111ZM155 83V84H156ZM163 83H164V85H163ZM2 84H3V87H2ZM31 84V85H30ZM60 84V85H59ZM130 84V85H129ZM144 84V83H143ZM168 84V83H167ZM28 85V86H27ZM30 85V86H29ZM73 85V86H72ZM118 85V87H120ZM149 85H151V87L149 86ZM163 85V86H162ZM26 86H27V88H26ZM50 86V87H49ZM64 86V87H63ZM147 86H149L148 88H147ZM168 86V85H167ZM30 89H29V88ZM46 88V89H42V88ZM88 87V88H87ZM121 87V88H122ZM154 87V88H155ZM163 87H164V90H163ZM34 88V89H33ZM37 88V89H36ZM63 88V89H62ZM114 88V89H113ZM127 88V89H126ZM139 88L141 89V91H142V93L141 92H139ZM28 89V90H27ZM42 90L43 91V95H39V94H37V90L39 91V90ZM30 90V91H29ZM36 90V91H35ZM60 92H59V91ZM138 90V91H137ZM163 90V91H162ZM6 91V92H5ZM131 91V92H130ZM136 93H135V92ZM26 92V93H25ZM32 94V92H33V97H35V98H31L30 99V97H32V96H30L31 94ZM46 92V93H45ZM58 92V93H57ZM124 92H126L127 93V95H126V93H124ZM137 92H139V93H141L140 95H141V97L139 96V93H137ZM152 92H155V93H152ZM36 93V94H35ZM72 93V94H71ZM150 93H152V94H150ZM163 93V94H162ZM25 94V95H24ZM30 94V95H29ZM44 94H46V95H44ZM109 94V95H108ZM111 94H113V95H111ZM126 96H125V95ZM154 94H155V96H157V97H155L154 96ZM166 94H167V96H166ZM27 95H28V97H27ZM55 95V96H54ZM132 95V94H131ZM147 95V94H146ZM19 96V97H18ZM40 96V97H39ZM44 96V97H43ZM72 96V97H71ZM111 96H113V99H112V101L110 102V98L109 97H111ZM8 97V96H7ZM11 97V96H10ZM9 97V98H10ZM124 97H126V98H124ZM147 97V96H146ZM163 97V98H162ZM12 98H11V100H12ZM26 98H28V99H26ZM56 98V99H55ZM130 99V101H132V102H134V100L135 99ZM128 99H129V97H128ZM151 99H152V97H151ZM6 100V99H5ZM36 100V101H35ZM114 100V101H113ZM10 101V100H9ZM12 101H14V100H12ZM12 101H10V104H11V102ZM14 101V102H15ZM24 101V100H23ZM49 101V102H48ZM107 101H108V103L109 104H112L113 105V107H111L112 108V110H110L111 108H107V107H105V106H108V107H110L109 106V104L107 103ZM122 101V102H121ZM137 101V102H138ZM159 101V102H158ZM163 103H162V102ZM165 101H167V102H165ZM3 101H1V103H2ZM8 101H6V103H7ZM40 102V103H39ZM141 102V103H140ZM151 102H153V100L151 101ZM0 103V104H1ZM4 103V102H3ZM9 103V102H8ZM124 105H123V104ZM135 103V102H134ZM134 103H132V105L134 104ZM160 103V104H159ZM164 103H165V105H164ZM5 104V103H4ZM9 104V105H10ZM28 104V105H27ZM57 106H56V105ZM135 104H137V103H135ZM3 105V104H2ZM6 106H7V104H5ZM5 105H3V108H4V106ZM9 105H8V108H9ZM12 105H14V103L12 104ZM11 105V106H12ZM26 107H25V106ZM44 105V106H43ZM102 105H104V107H102ZM119 105V106H118ZM148 105H149V107H148ZM5 106V107H6ZM15 106H16V103H15ZM116 106H118L117 107V109L115 108ZM121 106V107H120ZM154 106H155V108H154ZM134 107H136L135 105H134ZM8 108H5V109H7V112H8V110H9V112L11 111L10 109H11V107L8 109ZM103 110H102V109ZM137 108V107H136ZM148 108H151V109H149L148 110ZM2 109V108H1ZM23 109V108H22ZM36 109H35V111H36ZM59 109V110H58ZM110 111H109V110ZM29 110V111H28ZM42 110H44V111H42ZM117 110V111H116ZM120 110H122V111H120ZM137 111H138V109H136ZM158 110V111H157ZM25 111V110H24ZM40 111H41V113L42 114H40ZM61 111V112H60ZM109 111V112H108ZM114 111H116V112H114ZM132 111H133V109H132ZM142 111V110H141ZM39 112V113H38ZM57 112H60V114L58 113V115H60V116H58L57 118H56V115H57ZM126 112V113H125ZM134 112H136V111H134ZM160 114H159V113ZM31 113L32 114H34L35 116H32L31 115ZM36 113V114H35ZM62 113V114H61ZM64 113V114H63ZM69 113H70V115H69ZM157 113V114H156ZM40 114V115H39ZM113 114H115V115H113ZM123 114H125V115H123ZM128 114V113H127ZM136 114V113H135ZM31 115V116H30ZM52 115V116H51ZM160 115V116H159ZM19 116V118H22V117H20ZM28 116H30V117H28ZM132 116V115H131ZM149 116V117H148ZM151 116V117H150ZM8 116H6V118H7ZM130 117V116H129ZM35 118V119H36ZM150 118V119H149ZM152 118V119H151ZM8 119V118H7ZM17 119H18V117H17ZM29 119H30V121H29ZM60 119H61V121H60ZM76 119V120H75ZM93 119V120H92ZM95 119V120H94ZM9 121H10V119H8ZM22 120V119H21ZM20 119H19V121H21ZM37 120V122H38V119H36ZM83 120V121H82ZM132 120H135V121H132ZM138 120H139V122H138ZM145 122H144V121ZM9 121L6 123V124H4L3 126L5 127H7V124L9 123ZM25 121H24V123H21V122H18V120H17V124L19 125L20 123L22 124V126L20 127L19 126V130H21V131H23V133L25 132V133H27V129H25V128H23V126L24 127H28L31 123H34V122H32L31 121V123H29V125H27V126H25L26 124H25ZM48 121V122H49ZM55 121V122H56ZM79 121H81V122H79ZM94 121V122H93ZM126 121H128V123L126 122ZM131 121H132V127H131ZM27 122V123H28ZM36 122V121H35ZM136 124H135V123ZM143 122V123H142ZM57 123V122H56ZM127 123V124H126ZM142 123V125H140V124ZM10 124V123H9ZM76 124V125H75ZM144 124V125H143ZM32 125V124H31ZM50 125V124H49ZM52 125V126H53ZM61 125V124H60ZM71 125V126H70ZM82 125H83V127H82ZM85 125V126H84ZM133 125H135V126H133ZM137 125H139V128H138V126ZM59 126V125H58ZM75 127V129L73 128V127ZM92 126V127H91ZM143 126L145 127V130H146V132H144L145 130H143L144 128H143ZM4 127H3V129H4ZM71 127V128H70ZM78 127V128H77ZM89 127V128H88ZM91 127V128H90ZM95 127V128H94ZM128 127V128H127ZM136 127H137V129H136ZM179 128H180V126H178ZM22 128V129H21ZM132 128H134L133 130H132ZM143 128V129H142ZM30 129V127L28 128V130ZM69 129H71V132L70 131H68ZM87 129H88V131H87ZM95 129V130H94ZM140 129V130H139ZM5 130V129H4ZM26 130V131H25ZM126 130L128 131V132H126ZM131 130V131H130ZM180 130V129H179ZM30 131V130H29ZM50 131V130H49ZM77 131V132H76ZM79 131H81V132H85L83 135H79L80 134V132ZM124 131V132H123ZM1 132H3V131H1ZM6 130H5V134H6ZM20 132V131H19ZM59 132V133H58ZM63 132H64V134H63ZM68 132H70V133H68ZM86 132H88L87 134L88 135H86ZM130 132H132V134L130 133ZM111 133H113V135L111 134ZM130 133V134H129ZM4 134V135H5ZM15 134H17V130L15 131ZM19 134V133H18ZM61 134V135H60ZM65 134H67L66 136H65ZM72 134H73V136L74 135H76L74 138H72ZM77 134H78V137H77ZM119 134H120V137H119ZM122 134V135H121ZM134 134H135V136H134ZM153 134V135H152ZM20 135H21V132H20ZM108 135V136H107ZM133 135L134 136V138H132L131 136ZM165 135V136H164ZM64 137V140H63V137ZM89 136V137H88ZM115 138H114V137ZM131 138H130V137ZM155 136V137H154ZM170 136H172L171 138H170ZM21 137V136H20ZM81 137V138H80ZM83 137H84V139H83ZM117 137H119V138H117ZM160 137V138H159ZM177 137H180L179 135L177 136ZM0 138H1V136H0ZM77 138H79V139H77ZM95 138H96V140H95ZM107 140H106V139ZM112 138V139H111ZM130 140H129V139ZM109 139H111V140H109ZM117 139V143H119L118 142V140L119 141H122V143H119L120 144V147H122L121 149H119L120 147L118 146L119 144H117L116 145V142H115V140ZM121 139V140H120ZM128 139V140H127ZM131 139H133L132 140V142L130 143L129 141H131ZM135 139V140H134ZM138 139L140 140V141H138ZM158 139V140H157ZM178 139V140H177ZM176 139V137L174 138V141L175 140H177L178 141V145H176L177 147H180V145H181V142H180V140H179V138H177ZM84 140V141H83ZM85 140H87V141H85ZM89 140H90V142H89ZM106 140V141H105ZM114 140V142H111V141H113ZM152 140V141H151ZM73 141V140H72ZM81 141H80V143H81ZM110 141V142H109ZM134 141H135V143H136V145H137V148H136V146H135V144H134ZM138 141V142H137ZM71 142V141H70ZM86 142V143H85ZM88 142H89V144H88ZM92 142V143H91ZM96 142V143H95ZM105 142H107L106 143V145H108L107 147L109 148V150H111V152L110 151H108V149H106L107 147H106V145H105ZM142 142V143H141ZM94 143V144H93ZM114 143H115V145H114ZM127 143H128V147H127ZM138 143H139V145H138ZM60 144H62L61 146H60ZM93 144V145H92ZM104 144V145H103ZM122 144V145H121ZM126 144V145H125ZM130 144V145H129ZM131 144H133L132 146H131ZM74 145V144H73ZM110 145V146H109ZM145 145V146H144ZM67 146V145H66ZM68 146H70V145H68ZM67 146V147H68ZM75 146V147H76ZM96 146H97V148H96ZM100 146V147H99ZM112 146V147H113ZM130 146V147H129ZM142 146V147H141ZM147 146V147H146ZM64 147V146H63ZM67 147L65 148L66 150H67ZM103 147H104V149H103ZM173 147V146H172ZM72 147H70V149H71ZM74 148V147H73ZM73 148L71 149V150H73ZM89 148H91V151H89L88 153H87V149L88 150H90ZM102 150H101V149ZM126 150V148L128 149V151L126 150H124V149ZM130 148V149H129ZM131 148H136L135 150H137V152L135 151V150H132ZM140 148V149H139ZM63 149V150H62ZM62 149H59L60 150V153H62L63 151H64V148H62ZM70 149H69V151H70ZM124 151H123V150ZM179 149L181 150V147L180 148H178L177 150L179 151ZM57 150V149H56ZM65 150V151H66ZM76 150V149H75ZM79 150H76L79 154H81L80 152H79ZM121 151V153H120V151ZM143 150V151H142ZM74 151V150H73ZM75 151V152H76ZM94 151V152H95ZM123 151V152H122ZM135 151V152H134ZM171 151V152H170ZM74 152V153H75ZM76 152V154L78 155V153ZM108 152H110V153H108ZM116 152H118V153H116ZM127 152V153H126ZM180 152V151H179ZM179 152H176V153H179ZM82 153V154H83ZM125 154V156H127V159L129 160H126V158H125V156H124V154ZM131 153H133V155L131 154ZM135 153H137V154H139V155H134ZM73 154V153H72ZM75 154V155H76ZM117 154V155H116ZM123 154V155H122ZM179 154H181V152L179 153ZM76 155V156H77ZM115 155H116V158H115ZM131 155V157H129ZM71 156V155H70ZM79 156L81 157L82 155H78L77 156V158H79ZM99 156V157H100ZM118 156H124L123 158L121 157V159H120V157H118ZM134 156V157H133ZM177 156V155H176ZM178 156H180V155H178ZM177 156V157H178ZM83 157H84V155H83ZM82 157V158H83ZM96 157H94V159L96 158ZM98 157V158H99ZM117 157H118V159H117ZM137 157V158H136ZM125 158V159H124ZM84 159V158H83ZM116 159V160H115ZM122 159H124V161L125 162H123V161H121ZM100 160H101V157H100ZM104 160V159H103ZM115 160V161H114ZM180 160V159H179ZM177 161L178 163H181V161ZM98 161H99V159H98ZM102 161V160H101ZM109 161V162H108ZM114 161V162H113ZM133 161H135V162H133ZM136 162H137V165H136ZM93 163H94V160H93ZM96 163V162H95ZM99 163V162H98ZM101 163V162H100ZM112 163H110L111 165H112ZM115 165V164H114ZM125 166H127V165H125ZM129 166V165H128ZM130 166H133V165H130ZM169 166V165H168ZM139 167V166H138ZM154 174V173H153ZM153 174H151V175H153ZM152 177V180L155 182L156 180H157V178H158V175H157V173L155 174V175H153V176H151ZM156 177V179H154V178Z\"/></svg>",
  "mask_w": 264,
  "mask_h": 264
}]
</instances>
